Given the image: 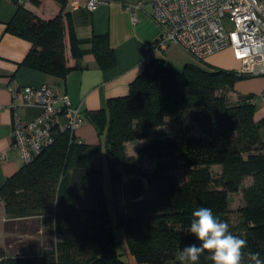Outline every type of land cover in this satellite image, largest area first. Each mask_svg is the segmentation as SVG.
Here are the masks:
<instances>
[{"label": "trees", "instance_id": "16d2710c", "mask_svg": "<svg viewBox=\"0 0 264 264\" xmlns=\"http://www.w3.org/2000/svg\"><path fill=\"white\" fill-rule=\"evenodd\" d=\"M55 1L61 8L67 3ZM16 3L7 30L30 41L24 64L65 75L61 12L42 19ZM91 43L100 68H111L115 59L107 35L95 34ZM246 76L251 75L206 61L175 68L152 57L129 83L127 94L109 98L105 108L83 115L104 137L105 147L77 142L69 131L54 130L51 145L0 185L7 234L0 263L129 264L115 248L103 170L94 166L104 148L113 185L126 177L130 209L127 213L118 209L116 225L137 262L182 264L180 250L198 243L189 228L192 212L199 207L211 208L234 235L247 240L246 253L260 252L264 259V117L255 118L252 94L230 100L219 93L225 88L234 91L235 82ZM188 118L196 134L184 129L178 138L151 137L136 155L127 153L125 142L147 139L168 119ZM144 156L157 160L150 171L142 169ZM179 159L188 167L182 183L175 173ZM231 192H240L243 202L235 211L229 205ZM31 218L52 228L59 238L55 247L42 255H7L11 233H32V228L26 229ZM199 264H212L207 253Z\"/></svg>", "mask_w": 264, "mask_h": 264}, {"label": "crops", "instance_id": "0c3cea01", "mask_svg": "<svg viewBox=\"0 0 264 264\" xmlns=\"http://www.w3.org/2000/svg\"><path fill=\"white\" fill-rule=\"evenodd\" d=\"M87 1L67 0L63 8L55 0H40L39 4L23 0L21 3L42 19H50L59 12L62 14L64 55L68 71L63 76H56L24 64L31 43L7 30V23L18 4L16 0H0V185L24 165L19 149L12 146L14 111L25 122L34 119L40 112L38 104H19L12 109L10 87L46 84L57 94H67L72 104L79 106L82 115L86 116L88 111L105 108L109 98L127 94L129 83L144 68L143 59L147 54L144 45L155 39L159 31V25L152 17V0H104L92 10L86 8ZM128 5L131 7L129 10L126 8ZM132 11L137 17L135 23L131 21ZM95 34H106L108 37L115 59L111 68L103 70L96 62L91 43ZM152 57L163 58L175 68L194 62L190 54L174 43L163 51H154ZM208 61L227 69L239 67V62L233 58L229 49L209 56ZM263 92L264 74H261L237 80L232 94L236 97L255 95V118L258 119L264 117V101L259 97ZM75 134L86 144L105 143L104 137L98 135L87 117H84ZM94 166L98 167L95 163ZM124 179L126 181V177ZM120 185L122 191L117 194L120 199L124 197L127 204L124 209H120V206L118 208L127 213L131 197L125 185ZM0 206L4 213L1 201ZM114 231L115 248L121 257L129 264H147L137 262L129 252L124 231L121 228Z\"/></svg>", "mask_w": 264, "mask_h": 264}, {"label": "built area", "instance_id": "2783aa9c", "mask_svg": "<svg viewBox=\"0 0 264 264\" xmlns=\"http://www.w3.org/2000/svg\"><path fill=\"white\" fill-rule=\"evenodd\" d=\"M103 1L88 0L86 8L92 10ZM152 17L159 31L155 39L144 45V66L151 61L154 51H163L174 43L202 62L229 49L239 62L234 70L248 75L264 74V0H152ZM131 21H137L133 11ZM10 91L12 109L19 104L40 106L39 114L28 122L14 111L12 146L19 149L24 163L51 145L54 130L69 131L77 142H82L75 131L84 116L67 94H57L46 84L12 86ZM259 97L264 101V92ZM256 99L253 95L250 102L255 105Z\"/></svg>", "mask_w": 264, "mask_h": 264}, {"label": "rangeland", "instance_id": "374dc122", "mask_svg": "<svg viewBox=\"0 0 264 264\" xmlns=\"http://www.w3.org/2000/svg\"><path fill=\"white\" fill-rule=\"evenodd\" d=\"M227 50V49H225ZM192 57V56H191ZM192 60L196 63H201V61L197 60L196 58L192 57ZM208 63H210L208 61ZM204 64V63H202ZM219 93H224L227 95V97L232 100L233 97H235L228 88H225ZM235 99V98H234ZM184 129H186L187 134H196L197 130L194 127L193 121L191 119H186L185 121H175L168 119L166 125L155 128L151 131V135L145 139V140H133L125 142L126 151L128 154L136 155L137 150L145 143H147L151 137H171V138H178V135L181 133H184ZM264 136V135H263ZM104 146V145H103ZM105 147V146H104ZM157 160L150 159L146 156H144L143 163H142V169L145 171L152 170L156 165ZM179 166L176 169L175 173L178 178V182L182 183L185 179H187V173H188V167L185 166L182 159H179ZM95 164L102 168L103 170V189L106 195L107 200V206L109 209V215L110 217H113L112 220H110V224L115 227V229H120L119 226L116 225V219L118 217L117 211L118 206H120V209H124L126 207V201L123 197V199H120V195H118V191H122L121 185L125 183V179L122 183H118L120 185L114 186L111 180L110 171L107 165L106 161V151L105 148L103 149L102 155L98 160L95 161ZM219 166H213V171L218 172ZM249 181V180H248ZM247 183V181H246ZM121 200V203H120ZM243 204L241 199V193L240 192H231L229 194V205L230 209L235 211L239 206ZM237 213L234 212V216H236ZM27 227L29 229L32 228V233H15L10 234L12 235V247L11 250H8L6 252L7 255H18L23 253H29V254H36V255H42L48 251H50L53 247H55V243L59 238L55 236L52 228L44 223L41 222L40 218H31L28 220ZM33 227L36 228V230L33 232ZM5 245V233H4V213L2 210V207L0 206V247H3Z\"/></svg>", "mask_w": 264, "mask_h": 264}, {"label": "clouds", "instance_id": "9594fccd", "mask_svg": "<svg viewBox=\"0 0 264 264\" xmlns=\"http://www.w3.org/2000/svg\"><path fill=\"white\" fill-rule=\"evenodd\" d=\"M189 233L198 243L185 245L179 254L182 264H199L207 253L212 264H264L260 252H245L248 242L234 235L226 221L214 215L209 207H199L192 212Z\"/></svg>", "mask_w": 264, "mask_h": 264}]
</instances>
